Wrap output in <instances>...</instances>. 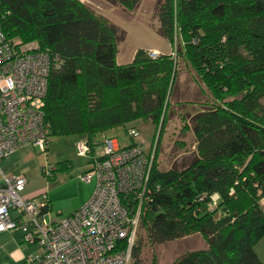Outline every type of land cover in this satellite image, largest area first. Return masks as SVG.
Segmentation results:
<instances>
[{"label":"trees","instance_id":"trees-1","mask_svg":"<svg viewBox=\"0 0 264 264\" xmlns=\"http://www.w3.org/2000/svg\"><path fill=\"white\" fill-rule=\"evenodd\" d=\"M107 1L129 10L140 2ZM156 15L172 50L151 58L139 48L129 64L117 65L122 30L80 0H0L6 39L59 57L44 98L49 136L91 141L135 119L158 128L151 199L140 221L148 242L198 233L206 248L170 264H264L254 250L264 237V0H158ZM180 62L209 96L189 118L195 139L189 163L158 170L156 148L178 92ZM212 194L218 202L209 209ZM141 246L138 238L134 264H141Z\"/></svg>","mask_w":264,"mask_h":264},{"label":"built area","instance_id":"built-area-1","mask_svg":"<svg viewBox=\"0 0 264 264\" xmlns=\"http://www.w3.org/2000/svg\"><path fill=\"white\" fill-rule=\"evenodd\" d=\"M157 55L149 51L151 58ZM58 60L33 42L6 39L0 28V233L19 231L25 244L39 247L38 253L26 254L22 264H134L142 211L151 199L154 159V146L138 142L136 130L126 131L133 141L125 146L107 134L100 135L98 144L78 139V154L88 158L79 177L86 182L94 178L95 187L66 216L51 211L47 191L24 197L26 178L9 175L1 166L22 146L47 150L43 106L48 75ZM52 171L53 165L45 173L50 176ZM217 202L218 195L212 194L208 208Z\"/></svg>","mask_w":264,"mask_h":264},{"label":"rangeland","instance_id":"rangeland-1","mask_svg":"<svg viewBox=\"0 0 264 264\" xmlns=\"http://www.w3.org/2000/svg\"><path fill=\"white\" fill-rule=\"evenodd\" d=\"M80 1L122 30L124 38L118 45L115 58L117 65L129 64L139 48H155L161 54H167L172 50L170 41L158 32L159 23L156 15L158 0H140L133 10L111 4L107 0ZM177 89V94L172 97L169 119L160 134L156 148L158 170L181 168L189 163L195 150V139L189 128V118L209 96L207 90L197 81L193 71L183 62L179 63ZM128 128L137 131L135 137L145 147L149 148L152 144L154 146L158 128L153 123L141 119L132 120L123 126H116L101 133L117 138L119 144L125 146L133 141L126 133ZM99 140L100 135H95V143L98 144ZM77 142V136H49L45 152L30 145L22 146L3 160L1 166L9 175H22L26 178L27 183L22 191L24 197L29 198L47 191L51 211L58 212V216H66L80 206L85 196H91L95 187L94 178L86 182L79 177L86 171L88 158L78 154ZM64 161L70 163L71 167H57L50 172V176L45 173L48 166H58ZM219 215L220 212L215 213L216 217ZM138 238L142 243L139 255L141 264H170L184 252L206 248L203 237L198 233L152 245L148 242L145 228L141 225L136 241ZM254 250L258 258L264 261V237L255 244ZM19 258L20 253L13 238L7 234H0V264H17Z\"/></svg>","mask_w":264,"mask_h":264},{"label":"crops","instance_id":"crops-1","mask_svg":"<svg viewBox=\"0 0 264 264\" xmlns=\"http://www.w3.org/2000/svg\"><path fill=\"white\" fill-rule=\"evenodd\" d=\"M149 51H155L157 54H161L157 49L155 48H145ZM90 196H85L84 199H83V202L80 204L82 205ZM260 204L262 207H264V197L261 198L260 200ZM77 209V208H76ZM75 209V210H76ZM73 212V211H72ZM70 212V213H72ZM68 213V214H70ZM67 214V215H68ZM0 234H7V235H10L11 238H13V242L16 244V246L18 247V251L20 253V258L18 260V263L17 264H22V261H23V258L26 254H29V253H32V254H35V253H38L40 251L39 247L36 246V245H28V244H25L23 241H22V234L19 232V231H15V232H2Z\"/></svg>","mask_w":264,"mask_h":264}]
</instances>
